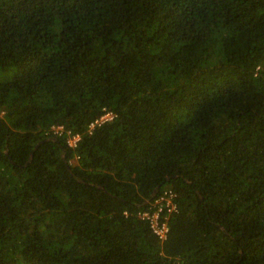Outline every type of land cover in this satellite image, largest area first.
I'll return each instance as SVG.
<instances>
[{
    "label": "trees",
    "instance_id": "16d2710c",
    "mask_svg": "<svg viewBox=\"0 0 264 264\" xmlns=\"http://www.w3.org/2000/svg\"><path fill=\"white\" fill-rule=\"evenodd\" d=\"M1 111L0 264H264V0H0Z\"/></svg>",
    "mask_w": 264,
    "mask_h": 264
},
{
    "label": "built area",
    "instance_id": "2783aa9c",
    "mask_svg": "<svg viewBox=\"0 0 264 264\" xmlns=\"http://www.w3.org/2000/svg\"><path fill=\"white\" fill-rule=\"evenodd\" d=\"M5 111L0 112L3 116ZM116 113L104 107L102 112L89 122L87 132L92 134L98 127L112 121ZM48 136L64 137L69 147L77 148L82 140V133L74 132L63 124H53L46 130ZM179 212L178 193L166 187L148 202L147 206L138 212L140 219L145 221L151 231L162 241H166L170 233L172 217ZM127 214V211L125 212Z\"/></svg>",
    "mask_w": 264,
    "mask_h": 264
},
{
    "label": "water",
    "instance_id": "95a60500",
    "mask_svg": "<svg viewBox=\"0 0 264 264\" xmlns=\"http://www.w3.org/2000/svg\"><path fill=\"white\" fill-rule=\"evenodd\" d=\"M161 189V185H158L155 189H154V192H153V196H155ZM149 201V200H148ZM147 201V202H148Z\"/></svg>",
    "mask_w": 264,
    "mask_h": 264
}]
</instances>
